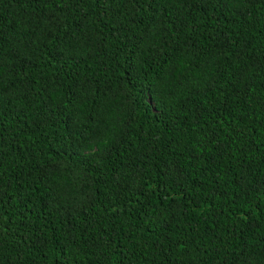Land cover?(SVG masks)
Segmentation results:
<instances>
[{
    "label": "trees",
    "instance_id": "16d2710c",
    "mask_svg": "<svg viewBox=\"0 0 264 264\" xmlns=\"http://www.w3.org/2000/svg\"><path fill=\"white\" fill-rule=\"evenodd\" d=\"M0 264H264V0H0Z\"/></svg>",
    "mask_w": 264,
    "mask_h": 264
}]
</instances>
